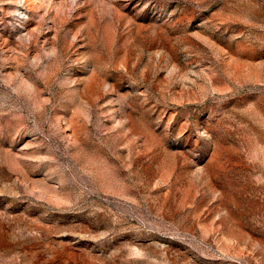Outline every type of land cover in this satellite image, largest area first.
<instances>
[{"label":"rangeland","instance_id":"374dc122","mask_svg":"<svg viewBox=\"0 0 264 264\" xmlns=\"http://www.w3.org/2000/svg\"><path fill=\"white\" fill-rule=\"evenodd\" d=\"M0 264H264V0H0Z\"/></svg>","mask_w":264,"mask_h":264}]
</instances>
